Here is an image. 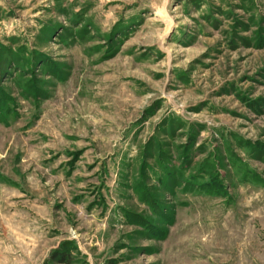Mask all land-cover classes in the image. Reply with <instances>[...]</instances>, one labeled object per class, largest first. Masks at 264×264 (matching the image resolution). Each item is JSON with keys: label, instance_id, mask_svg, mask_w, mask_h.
Listing matches in <instances>:
<instances>
[{"label": "rangeland", "instance_id": "obj_1", "mask_svg": "<svg viewBox=\"0 0 264 264\" xmlns=\"http://www.w3.org/2000/svg\"><path fill=\"white\" fill-rule=\"evenodd\" d=\"M0 264H264V0H0Z\"/></svg>", "mask_w": 264, "mask_h": 264}]
</instances>
